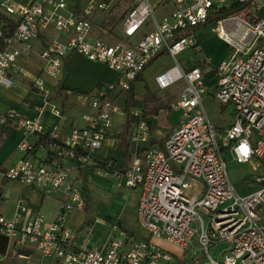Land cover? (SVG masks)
I'll list each match as a JSON object with an SVG mask.
<instances>
[{"label": "built area", "instance_id": "obj_1", "mask_svg": "<svg viewBox=\"0 0 264 264\" xmlns=\"http://www.w3.org/2000/svg\"><path fill=\"white\" fill-rule=\"evenodd\" d=\"M167 1L173 5L171 12L156 18L152 0H130L121 26L123 38L109 44L90 36L92 15L109 7L104 1L84 0L81 8L73 9L67 0H31L28 4L0 0L1 9L18 15L11 37L2 38L0 28V83H12L7 77L10 67L19 56L30 53L31 41L46 29L65 35L63 40L52 39L38 53L46 75L59 78L64 60L74 52L103 63L118 75L115 82L78 94L81 101H89L90 111L81 114L82 125L72 126L64 138L58 121L45 130L40 117L15 119L24 135L17 147L23 155L4 170V178L43 194L60 193L63 200L48 225L42 214L28 218L24 205L11 217L0 214V236L7 242L32 245L54 264L170 262L171 255L153 239H163L182 250L196 241L208 264H264V176H254L252 183L258 188L240 195L229 177L226 160L248 163L257 159L255 166H260L264 157V21L258 14V0ZM233 5L240 9L212 23L218 37L230 47L215 68V95L222 105L232 106L233 119L218 129L203 105L206 86L202 70L198 66L183 68L176 56L197 46L195 26ZM147 22L150 30L129 42ZM163 53L173 57L175 64L155 75L157 88L165 90L179 81L183 86L175 103L180 110L176 125L161 146H154L143 109L132 105L124 110V105L137 77ZM32 86L46 93L40 77ZM118 98L121 105L115 103ZM44 107L61 118L55 103L47 100ZM115 113L129 119L131 151L124 171L105 174L119 187L139 189L136 220L147 238L130 239L120 233L106 248L76 249L75 233L66 225V217L71 210L85 208L79 168L89 164ZM9 118L14 119L12 111L0 115V123ZM190 180L198 184V195L185 194L193 188ZM109 228L118 231L116 223H110ZM222 242H228L229 249L212 258L209 247Z\"/></svg>", "mask_w": 264, "mask_h": 264}, {"label": "crops", "instance_id": "obj_2", "mask_svg": "<svg viewBox=\"0 0 264 264\" xmlns=\"http://www.w3.org/2000/svg\"><path fill=\"white\" fill-rule=\"evenodd\" d=\"M128 1L130 4V0ZM152 1L155 7L156 18H160L161 16L170 13L173 8V5L167 0ZM8 2L28 4L31 2V0H8ZM67 2L68 7L73 9H79L84 4V0H67ZM99 12L103 11L95 12L91 17V39L99 38L109 44L121 41L123 38L121 36L122 27H120L119 34L113 36L112 38L97 35L93 22L97 20L96 18L102 17L103 14L100 16L98 15ZM0 13L8 15L13 19H18V15L8 14L1 8ZM150 28L151 24L149 22L145 23L141 27L139 34L129 39L128 41L135 42L144 33L148 32ZM194 37L197 40V46L188 47L184 50H188L189 48H196L198 50H201L202 43L200 39L195 35ZM52 39L63 40L65 39V35L58 33L53 29H46L41 31L37 38L31 41L30 53L28 55L19 56L16 62L10 67L7 77L12 83H0V115H5L9 111H12L14 113V119L9 118L7 122L0 123V214L6 217H11L16 212L19 205H24L28 209V218H34L37 214H42L44 216L43 223L45 225L51 223L57 212L60 210L63 196L60 193L43 194L39 190L24 186L17 181L7 180L3 175L4 170L10 167L23 155L18 151L17 147L19 142L24 138V135L22 131L16 126L15 119L40 117L45 130H47L53 123L58 121L60 137L64 138L72 126L82 125L80 116L78 118V116H76L74 112V110H77L75 108H78V106H85L81 103L82 101L79 99L78 94L87 92L90 93L99 85L112 82L105 80L100 71L103 67L108 68L106 65L100 62L89 61L77 52L71 53L66 57L63 64V73L59 78H52L49 75L43 73L41 70L42 61L40 60L38 53ZM226 56H224L223 58H225ZM222 59H220V61ZM77 60H83V62H86L90 66H93L94 73L87 77V83H84L82 81L74 82L75 80L73 79V76L75 75V73L78 70L84 71L80 69V67L76 64ZM218 63L215 65L217 66ZM179 64L183 68L198 66L201 70V67L203 66L199 62L193 64ZM216 66L214 67V69L216 68ZM36 77H40L43 83L45 82L49 88H52V90L49 91L47 86H45L44 84L43 85L46 89V93L36 90L32 86V83L36 79ZM140 77L142 78V74ZM117 78L118 75L116 79ZM116 79L113 81H116ZM135 82L133 84L134 91ZM58 84H60L64 88V91L62 92L64 100L61 102L52 100ZM47 100L55 103L59 107L61 111V118L59 120L50 113L48 108L44 107V103ZM117 100L120 101L121 105V99L118 98ZM139 100L141 101V99ZM154 104L155 105L152 107H155L156 110L151 112V108L148 111V114L144 113L145 110L142 106H140V108L143 109V115L150 125L151 144H153L154 146H161L163 143V139L175 127L177 121L174 123H166L164 120L168 117V113L164 112L163 115L165 117L163 116V121L161 123L162 130H155V124L158 122L157 117H159L158 115L160 111L162 109H165L163 107L158 108L159 104H156L155 102ZM114 116H120L121 118H123V121L119 123L118 127H115L112 123L111 126L105 131L106 134L100 146L96 148L90 155L91 157L89 164L94 162L108 161V163L112 164V166L115 168H121L125 166L126 159L121 147V141L124 136L125 143L127 144V154L129 156L131 151L128 143L129 122L127 124L126 132L124 133L123 124L126 117L121 113H117L116 115L114 114L113 117ZM221 129H223V127H221ZM40 152L41 151H38L37 153L40 154ZM78 176L79 186L80 188H83L84 185L82 183V178L80 175ZM83 180L85 188L89 194V208L92 207V205L90 204V198H92V187L94 190H96L97 192H102V194L104 195L111 192L114 186H117L112 176L96 170L93 167L83 168ZM118 188L119 193L116 195V200H119V202H121L122 210L125 208H127V210L132 209L133 212H135L136 220V205L139 195V189L127 187ZM84 199L87 203V195L84 196ZM110 213V211L104 210L102 214H99V216H97L90 210L87 218V224L85 225L84 211H77L75 209L71 210L66 217V225L75 233V237L73 240L74 247L76 249H82L90 246L106 248L109 245L110 240L114 237H119L120 233L125 234V236L129 237L130 239L147 238L146 233L142 229L141 230L144 232V235L140 236L141 238H138V235L136 234L128 232L127 229L130 228L123 225V222L121 220L122 215L120 216V214L116 215V218L118 219L116 224L118 225V231H120L119 233L118 231L112 232L109 228L110 224H108L109 220L111 219ZM152 241L163 250L172 252L178 251V255L180 254L179 256L182 257L180 261L179 256L177 259H174V256H172V260L170 262L160 261L159 264H178L179 262H182V259H184V252L188 247L182 250L163 239H153ZM191 245L198 246L196 241H194ZM200 259H202L201 256H199L197 260L200 261ZM54 262L55 261L52 258L41 257L32 245L18 246L12 242H7L4 252H0V264H54Z\"/></svg>", "mask_w": 264, "mask_h": 264}, {"label": "rangeland", "instance_id": "obj_3", "mask_svg": "<svg viewBox=\"0 0 264 264\" xmlns=\"http://www.w3.org/2000/svg\"><path fill=\"white\" fill-rule=\"evenodd\" d=\"M101 1L108 3L109 7L103 12H99L98 15L101 16L103 14L104 16L102 15L101 18H96L97 20L93 22L94 28L97 32V35L112 38L113 36L119 34L124 16L129 8V1ZM258 4V14L264 21V0H258ZM213 28L214 26L212 23H207L196 29L194 31V35L197 36V38H199L202 43L201 50H198L196 48L182 50L176 56V59L179 63L193 64L199 62L201 65H203L201 68L203 73V82L206 86V93L203 95V105L207 112L208 118L216 125L218 129H221V127H227L231 123V119H233L232 106L230 104L222 105L221 103H219L215 95L216 76L214 67L216 66L215 64L220 61V59L229 54L230 47L225 44L219 37H217V34ZM174 60L175 59L168 54L159 55L145 67L142 72V79L135 82V91L132 101L133 103H136L137 101H139V99H141L142 105L147 106V102L153 101L156 104L162 105L161 107L165 109H162L158 115L159 117H157L158 122L155 124V130L157 131L162 130L161 123L163 121L164 112L168 113V117L164 120L166 123L176 122L180 115V110L179 108L175 107V103L177 101L178 94L183 86V82L179 81L165 90H160L157 88L154 81L155 75L162 73L166 70L165 68L175 64ZM76 64L80 67V69L84 71H79L77 69L78 71L73 76V79L75 80L74 82L82 81L84 83H87V77L94 73L93 66H90L86 62H83V60H77ZM100 71L105 80L115 82L113 80H115L117 77L116 72L106 67H103ZM43 84L47 86L49 91L52 90V88H49L45 82ZM81 103L85 106L80 105L78 106V108H75L77 110H74L78 118L79 116H81V114L90 111L88 100L85 99ZM115 103L120 105L119 100L115 101ZM151 108V112L156 110L155 107H147L146 110L149 111ZM116 114L117 113H115V115ZM121 121H123V118H121L120 116H114L112 123L115 127H118ZM226 160L229 177L240 195L252 192L258 188V186L252 183V179L256 175L264 176V157L259 160L260 166H255V162H258L257 159H253L248 163L233 162L229 158H226ZM191 182L193 183V188L186 190L185 194L198 195V184L194 183L193 181ZM118 187V185L114 186L111 192L104 195L102 194V192H97L92 187V198H90V204L92 205V207L90 208V210L97 216H99V214H102L104 210L110 211L111 219L109 220L108 224L117 223L118 219L116 218V215H122L121 220L123 222V225L130 228L127 229L128 232L136 234L138 235V238H141L140 236H143L144 232L141 230L137 221L135 220V212H133L132 209L127 210V208L122 210L121 202H119V200H116V195L119 193ZM81 191L83 195L86 196V192L83 188H81ZM212 247H209V254L212 258H219L221 257L223 252L229 249L230 244L228 242H222L218 244V246ZM165 251H167L171 255V257L174 256V259H177L180 255H178V251ZM203 253L204 250L199 249L198 246L191 245L185 250L184 259H182V262H179L178 264H192L197 261L199 256H201L202 259H200V262L198 264H208L207 259L203 258ZM179 258L181 261L182 257L179 256Z\"/></svg>", "mask_w": 264, "mask_h": 264}, {"label": "trees", "instance_id": "obj_4", "mask_svg": "<svg viewBox=\"0 0 264 264\" xmlns=\"http://www.w3.org/2000/svg\"><path fill=\"white\" fill-rule=\"evenodd\" d=\"M240 9V6L238 5H233V6H229V7H224V9H222L221 11H218L216 12L215 14H213L212 17L209 18V20L204 23V24H207V23H213V21H215L216 19L218 18H221L223 16H227V15H230V14H233L235 12H237L238 10ZM17 21L18 19L16 18H12L8 15H5L3 13H0V28L2 30V38H8V37H11L12 34H13V31H14V28L17 24ZM204 24H200V25H197L193 28V31H195L196 29L200 28L202 25ZM160 54L156 55L153 59L157 58ZM152 59V60H153ZM141 75H139L137 77L136 80H141L142 78L140 77ZM64 91V88L58 84L57 87H56V92H55V95L52 97V100H57V101H63L64 100V96H63V92ZM133 97H134V88H133V85L131 86L130 90L127 92L126 94V101H125V105H124V110H127L130 106H142L143 109L145 110V114H148V111L146 110L147 107H152L154 106V102L153 101H149L147 102V106H143L142 105V100L140 101H137L136 103H133ZM158 106V105H157ZM162 105H159L158 108H161ZM129 122V119H125V122L123 124V130H124V133L126 132V129H127V124ZM121 147L123 149V152H124V156H125V159H126V164L124 167H121V168H115L112 166V164H109L108 161H104V162H94V163H90V164H86L84 165L83 167H80L79 168V175L81 176L82 178V183H83V188L86 192V195L88 197V202L85 204V208H84V212H85V220H84V224L86 225L87 224V218H88V215H89V211H90V208H89V194H88V191L86 190L85 188V184H84V180H83V168L85 167H93L94 169L96 170H99V171H102L104 173H113V172H122L124 171L127 163H128V160H129V156L127 154V144L125 143V139H124V136L122 138V141H121ZM6 245H7V239L3 236H0V252H4L5 248H6Z\"/></svg>", "mask_w": 264, "mask_h": 264}]
</instances>
